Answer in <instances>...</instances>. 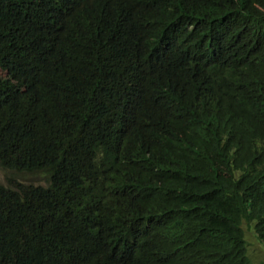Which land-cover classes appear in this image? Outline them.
Listing matches in <instances>:
<instances>
[{"label":"trees","instance_id":"1","mask_svg":"<svg viewBox=\"0 0 264 264\" xmlns=\"http://www.w3.org/2000/svg\"><path fill=\"white\" fill-rule=\"evenodd\" d=\"M0 167V264H252L264 0H0Z\"/></svg>","mask_w":264,"mask_h":264},{"label":"rangeland","instance_id":"2","mask_svg":"<svg viewBox=\"0 0 264 264\" xmlns=\"http://www.w3.org/2000/svg\"><path fill=\"white\" fill-rule=\"evenodd\" d=\"M12 175H16L21 180H23L24 178L37 177V175L12 173L0 167V182L6 183L7 179L9 177H12ZM243 229L246 235V241L248 244V256L251 263L264 264V243L258 239L252 224H243Z\"/></svg>","mask_w":264,"mask_h":264}]
</instances>
